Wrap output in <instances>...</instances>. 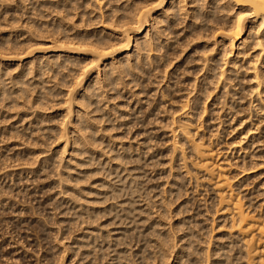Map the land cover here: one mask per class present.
Segmentation results:
<instances>
[{"label":"bare ground","instance_id":"6f19581e","mask_svg":"<svg viewBox=\"0 0 264 264\" xmlns=\"http://www.w3.org/2000/svg\"><path fill=\"white\" fill-rule=\"evenodd\" d=\"M44 1L39 6L50 9V16H53L52 20H46L48 15H45V11L48 10H45V8V16L43 13L40 14L46 17L44 19L48 23L40 25L39 28L36 27L41 21H45L40 17L43 20L39 21V24L38 22L36 24L35 21L32 22L35 26L28 24L30 27H27L28 25H26L27 32L24 31V34H27H25V37L23 33L15 35L18 40L14 42V38L12 45L14 44V48L21 50L18 51L17 56L23 55L22 58L19 57V62L24 63L26 50L28 51L29 61L24 65L21 73H18L20 75L14 79V86L11 87L3 81V75L6 74L9 66L6 64L8 69L5 68V70L0 68V98L10 100L11 104L21 105L23 103L22 106L24 107L27 103H30V101H26L27 93L32 90V85H35L34 88H37L39 93L37 97L35 96L37 100L33 98L36 101L35 104L41 110H49L55 107L51 97H58V95L63 94V97L60 96L62 98H60V102L66 105L65 111L67 113L65 115L64 112V119L57 124V131L54 129L49 130L52 133L50 132L48 136L54 138V141L51 139L53 141L51 142L52 145L55 144L52 150L54 155L44 161L48 162L50 160L57 163V160L62 162L65 159V162H63L66 166L63 168L66 170L63 169L61 177L58 174L60 185L62 184L63 188L65 187V191H60L59 194L63 192L71 202L73 201L77 204V207H80L76 211V216L77 219L80 218L82 222L84 221L87 224V228H85L87 231L85 232L84 229L85 237L82 236V238L85 239L83 238V241L81 239L82 242H79V244L84 243L82 246L87 250V254L96 253L95 240L96 237H101L97 222L104 213L102 208L99 207V202L104 201V199L107 200L108 193L111 195L110 192L112 196H117L118 199L119 194L122 191L124 192L123 189H128L126 187H130L129 189L133 193L141 183L138 176L134 175L136 173L132 172L133 170L122 166L128 164L130 157L127 154L130 151L128 150L125 155V153H120L119 150L110 160L103 162V169L108 166V170H105L112 175L115 173L118 182L114 179L113 181L112 178L110 181L109 178L108 180H102L99 185L94 183L88 185L87 181L92 177L95 170L85 169L83 166L90 165L95 160L99 161L98 159L102 157V152L98 156L96 148L98 145L101 147L105 137L103 136L104 131L101 134L98 124L102 123L105 117L109 118L111 111L119 110V107L116 108L117 106L114 105L112 108L109 106L111 111L107 112L108 105L105 106V104L117 100L118 97L125 98L128 95L129 92H121L122 88L119 89L120 91L115 92L121 86V82L123 84L125 82L123 80L127 78L128 81L126 80L127 83L125 84L127 87L125 85L121 87H125L126 90L130 87L137 90L130 92L129 98L125 99L130 103L135 99L133 103L137 102L136 109L139 102L146 96L143 93L150 94V91L146 93L148 90L146 92L143 90L147 89L145 86H148L145 85V79L148 80L147 78L152 71L154 73V70L162 68L163 73L157 71L161 73V76L163 74L162 78H166L167 83L165 88L159 90V94L156 92L159 97L155 98L158 100H155V106L153 104L150 109V106L146 105V109L149 108V114L147 113V115L149 117L153 116L152 119L156 123L157 121L163 123V127L170 128L169 146L173 155L177 157V163L180 162L182 167L187 168V171H184L186 176L191 173L195 175L203 174L201 178H207L210 181L211 190L215 193L214 200L216 198V201H213L216 202L217 208L214 213L212 211L211 224L207 225L209 227H204L208 231H206L208 236H210H207L208 238L204 236L206 233H200V228L198 230L192 227L191 220L186 228V222L182 221V218V220L172 225L174 227L167 228L163 224L162 218L155 217L152 220L149 218L148 220L151 221L150 232L148 231L149 234L146 237V239L149 238V241L145 240L146 242L143 243L149 242L146 246V248L149 247V257L143 255L141 259L143 263L141 264H264V146L261 145L264 142V0H46L45 3ZM22 2L25 3L23 0ZM22 2L21 7L24 4ZM33 5L30 8L31 10L34 7ZM34 8L37 9V6ZM5 12L7 13L8 10ZM33 13L36 14V10ZM23 30L25 29L22 27V32ZM8 34L10 38V33ZM21 36L24 38L21 39ZM11 38L13 37L11 36ZM40 38L47 40L48 43H44L45 41L43 42L42 39L40 41ZM0 39L3 40L1 37ZM22 44L24 47H22ZM18 45H21V47L19 48ZM6 48L3 49L6 50ZM3 49L1 50L3 51ZM8 51L10 50H6L7 53ZM6 52L4 51V53ZM3 55L6 54L0 55V62L6 59V56L3 57ZM11 60L13 59L11 58ZM3 71L5 72L3 73ZM46 71L55 75L51 74L52 78L54 77L53 80L60 72L62 74L67 73L69 77L65 76L71 78L70 81L72 82H69L71 84L68 85V78L65 79V83H62L65 81L64 78L63 81L60 78L61 83L55 80L57 86H52L51 77H48V75L44 78L47 74L44 73ZM34 72V83L26 84L23 81L25 76ZM190 75L193 77H190ZM152 76L151 78H153ZM158 78L149 81V77V86L150 82L155 84ZM163 79H161L162 83H164ZM172 80L174 82L170 84ZM158 83L160 85L161 82ZM59 86L61 89L65 86L62 89L64 91L59 92ZM57 87L59 90L55 94L54 89ZM103 88H107L110 95L107 102L103 100L104 94H106ZM156 90L158 91V89ZM142 96H144L143 99ZM21 99H24L27 103L24 104ZM10 102H8L9 105ZM56 102L58 103V101ZM51 103L52 105H50ZM144 104H147V102H144ZM140 106L138 110L142 108ZM36 107L34 106V109ZM41 112L38 115H33L35 119L34 121H28L29 128L26 130H29L30 126H34L31 129L35 130L37 125L43 124L45 117L48 118V114ZM160 113H163L162 116ZM219 119L223 120V124L229 123L230 125L223 129L225 132L232 129L230 133L237 136L235 140H238L231 143L230 147L235 153L240 154L239 157L242 158L240 164H231L226 159L227 157H220L221 152L218 153L220 142L219 144L216 142V146L213 147L211 141H203L205 135L200 136L204 124ZM22 121H25V119L22 118ZM218 125L219 127L213 128V130H211L213 126L209 127L211 130L208 129L210 137L214 135L216 137L217 134L222 133V128L219 129L221 123L218 122ZM109 128L107 126L103 130H110ZM10 129L12 130V128ZM37 129H39L38 132H41L39 126ZM36 138L38 137L36 136ZM29 141L27 144L31 143ZM258 143L261 146H255ZM50 147H48L49 151ZM259 147L262 149L258 150ZM232 149L230 151V148H227L231 156L234 155ZM28 150L30 151L29 148ZM124 151H127V149H124ZM83 154L86 155L84 158L82 157ZM137 155L139 154L137 153ZM192 177L189 179L192 180ZM107 178L108 175L104 179ZM195 179V183H197L198 178ZM177 181L175 183L177 190L175 191L180 192L179 185L181 184H178ZM80 183L84 184L80 185ZM125 194L127 193L125 192ZM132 195L128 196L132 197ZM112 198L115 199L116 197ZM133 198L134 196L129 197L127 202L126 200L125 202H119L122 203L121 210L119 209L122 213L126 212V215L134 216L137 212L134 205L136 203L135 198ZM81 200H84L85 203L82 204ZM160 204L161 207H158L157 212L165 218L168 216L167 211L170 209L165 212L161 210L162 207L164 208L167 205L165 199H162ZM77 207L75 208L77 209ZM108 208L106 209H112L114 213L118 211L119 207H113L115 210L110 209V206ZM120 211L117 213L120 214ZM138 212V215L143 213L142 211ZM107 214L108 212L105 215ZM115 216L118 215L114 214ZM215 221H217L216 225H214ZM81 225H84V223ZM216 231L218 233L213 236L214 241L212 242V236L209 234ZM107 238H109V235ZM152 242L153 244H151ZM211 243L213 245L212 249L209 248ZM201 244H204L205 247ZM119 253L116 258L120 261V258L123 257ZM132 258L129 259L132 260ZM126 262L125 264H127ZM134 264H136L135 261Z\"/></svg>","mask_w":264,"mask_h":264},{"label":"rangeland","instance_id":"374dc122","mask_svg":"<svg viewBox=\"0 0 264 264\" xmlns=\"http://www.w3.org/2000/svg\"><path fill=\"white\" fill-rule=\"evenodd\" d=\"M20 1L22 2V0H0V5H1V7H0V13H1L0 14V37L3 39V40L0 39V45H1L0 47H1V49H3V48L5 49L7 47L6 50H10L7 53L6 50L3 49V51H2L0 49V52L2 54H6V55H3V57L6 56L5 57L6 59L4 61L0 62V64H1L0 68H1V70H5L7 65L9 66V69L6 68V69H8V70H6V74L4 73L5 71H3V73H4V75H3L4 80L3 81L9 87L14 86V83H13L14 79H16V77L20 75L18 73H21V70H23L24 65L29 61V56L27 55L28 51L26 50V52H25L26 55L24 57L25 59L23 58L24 63L22 64V62H19L20 61L19 57H21L23 55L17 56V53H19L21 50H19L18 48H14V44L12 45L13 41L16 42L18 40L15 37L19 34L21 35L22 33L25 37V34H27V33L24 34V31L27 32V30H26L27 27H30L31 26L30 24H32V26H35V24L32 22L36 21L35 23L37 24V22H38V24H39L40 23L39 21L43 20L44 18L47 17L46 20L48 21V19L52 20V17H53V16H50V11H49L50 9H48L46 7L42 8L39 6L40 4L41 5L43 4L44 0H27V1L23 0V1H25V3L22 2V3H24L23 7H21L22 5H21ZM45 2H46V0L44 1V3ZM31 4L32 5L35 4L33 6L34 7L37 6V9L38 8L39 9L37 10L36 8L33 7L31 10L30 9L32 7ZM5 9L8 10L9 13L8 12L6 13ZM44 9L48 10L49 14H48V11H45L46 12L45 13ZM35 10H36V14L33 13V12H35ZM40 13H43V15L45 13V15H48V16L43 17V15H41ZM37 14H38V16H37ZM40 17L43 19H40ZM19 21H21V22H19ZM45 21H43V22L41 21L42 24L40 23L39 25H36V27L39 28L40 25H44V23H48L47 21L46 22ZM26 25H28V26L26 27ZM22 27H23V29H25V30H23V32H22ZM4 32L10 33V38H11V36L13 38L10 39L9 34L8 33L5 34ZM5 35H7L6 36L7 38L5 37ZM24 37L21 36L20 38L22 39ZM41 39L42 38H40L39 40L40 41L43 40V42L45 41L44 43H48V42H46L47 40H45V39L41 40ZM10 40L11 41L13 40V41L9 42ZM2 43H4V44H2ZM18 46H19V48L21 47V45H18ZM18 46H16V47H18ZM12 47L14 50L12 49ZM22 47H24L23 44H22ZM11 49H12V51H11ZM4 51L6 53H4ZM1 53H0V55L2 56ZM11 58L13 60H11ZM6 60H10V61H6ZM17 69H19V70H17ZM157 70H159L160 72L163 71L162 68L157 69ZM157 70H154V73L152 71L153 76H152V73H150L151 74V75H149L150 80H149V77L147 78V76L144 75V77H146L149 81H151V79L154 81V78L156 79V77L157 78L159 77V78L157 79V82L155 80V82H156L155 84H154V82H152V83L150 82V86L148 84L149 81L146 80L145 78H143V79H145V85L147 84L149 86V87L145 86V88L147 87V89H143V90H145V92L148 90L146 93H148L150 91L149 92L150 94L147 95V94L143 93V95L144 96L146 95V96H145V98H144V96H142V99L143 98L144 99L142 100L143 102L141 101L138 104L139 106L140 105L142 106V108L139 110H138V108H139L138 105L136 106V109H135V105L137 103V102L135 104L133 103L135 99H133V100L129 99V100H132L131 103L125 100V99L129 98L130 92L137 91V90H135V88L131 89L130 86H128V87H130V89L127 88V90H126L125 87H127V85H125V84L127 83L126 82L127 78H125V80H123V81H125L123 84H122V82L120 84L121 86L125 85V87L119 86V88L117 87L118 88L117 91H115V92H118V91H120L119 89L122 88L123 90L121 92H123V91H124V93L129 92L128 95L125 96V98L118 97L117 100H113L112 102L110 101L107 104H105V102L108 101V96H110V95H109V92L107 91L108 89L103 88V90H105L104 92L106 93V94H104L106 98L103 95L104 99L103 98L102 99L105 101L104 102L105 106L108 105L107 109H106L107 112L111 111L110 108H112L114 105L117 106L116 108L119 107V110L117 109V110H115V112L111 111L110 117L109 118L105 117L104 121L102 123L98 124V128L101 131V134L104 131L103 136L105 137V138H103V142L101 144V147H99V145H98V147L96 148L97 152H98V156H99V154L101 155L100 152H102V155H101L102 157H101V159H98L99 161L95 160L92 164H90V165L88 164L89 166L88 165L83 166L85 169L95 170L92 174V177H91L93 179L90 178L91 180L89 179L87 181L88 185H89V183L90 184L94 183L95 185H99V183L100 184L102 183V180H108L109 178H110L109 179L110 181L112 178V180L114 179L116 182H118L117 181L118 178H116L115 173H113V175H114V177H113V175L108 171L111 174V176H112L111 177L109 175V173L106 171V170H108V166L105 167L106 170L103 169L104 168L103 162L105 160L108 161V159L110 160L114 156V154L119 152V150H120V153H122V154L125 153V155H126V153H128V150L130 151L127 154L130 157V159L128 160V164H126V165L124 164L125 166L124 165H122V166H123V168L133 170L132 172L136 173L134 175L138 176V180L141 183L138 186L139 189L136 188V191H134L136 194H133L134 192L131 193L132 190L129 189L130 187H126L129 190L123 189L124 192L123 191L121 192V194L123 193L122 195L119 194L120 196L118 199H117V196H112V193L110 192L111 195H109V193H108L109 197L107 196V200L104 199V201L103 200L100 201L101 203L99 202V205H100L99 207L102 208V211L104 213V215H101L99 217L98 222H97V225H98L97 227L99 229L98 232H99V235L101 234V237H96V240H95L97 250L98 249L99 250L98 251L96 250V253L94 252L91 255H88L87 250L85 249L84 246H82V245H84V243L79 244V242L83 241V238L85 237L84 236L85 232L87 231V229H85V228H87V224H85L84 221L82 222L80 220V218L77 219V216H76V211H78L80 207H77V204L73 203V201L71 202V200L68 198V196L66 194H65L66 195L65 196L63 194V192H61V194H59L60 191H65V187L63 188L62 184L60 185V182H59V178L61 177V173L64 170H66L63 168L66 166L64 163L65 159H63L64 162L63 161L60 162L59 160H57V163L51 162L50 160L48 162L44 161L45 159H49L54 155L52 150L54 149L55 144L53 146L52 145L53 143H51L54 141V138H50L52 136H48V135H50V132H51L49 130L54 129L55 131H57L58 130L57 124L60 123L64 119V116H63L64 112H65V115L67 113L65 111L66 105L60 102V100L62 99L61 97H63V94L58 95V97H56V96L51 97V99L55 103V107H54V109H49V110H46V109L41 110V108H39L38 105L35 104L36 101H34V100H37V98H35V96L37 97V95H39L38 89L34 88L35 85H32L33 86V87L31 86L32 88L30 87L32 89L30 91L33 93H31L30 91L27 93L28 96H27L26 101H28V102L30 101V103H27L26 101H24V99L23 100L21 99V102L24 101V104L27 103L24 107L22 106L23 103L21 105H19V104L17 105L16 103L11 104L10 100H8V99L2 100V98H0V264H59V262H60V264H62V263L63 264H113V263L114 264H125L126 261H127L126 263L128 264L129 260H130V262L134 260L136 264H141V263H143V262H141L143 255H144V257H147V258L149 257L148 256L149 255V247L146 248L147 243H149V242H147L146 244H143L146 242L145 240L149 241L148 240L149 238L146 239V237H148V234L150 232L149 226H150L151 221L148 219L151 218V220H152L155 217L162 218V222L165 225V227H167V228L174 227L172 225H174L175 222L177 223V222H179V220H182V219H183L182 221L186 222V226H185V228H186V227H188L189 222L191 220L192 221L191 225L193 228L198 229V230L201 229L200 233H202V234L206 233L204 236H206V237L208 236V234H207L208 231L205 228L209 227V226H207V225H209V223L211 224V221H212L211 219L213 217V213H214L215 209L217 208L216 204H215L216 202H214V201H216V198L214 200L215 193L213 190H211L212 188L210 187V184H211L210 181L207 178L202 179L201 176L203 174H201V175L196 174L197 175L196 176L195 174L191 173V174L186 176L184 171H187L186 170L187 168L185 169L184 167H182V165H180L181 164L180 162L177 163V157L175 155H173L172 149L169 146L170 145V138H169L170 128L163 127V125H164L163 123H159V121H157V123H156L154 121V119H152V118H154L153 116L149 117V115H147V113L149 114V110H148L149 108L148 107L150 106V109H151V106L153 107L155 100L159 97V95H158L159 90L163 89V87L165 88L166 83H167V79L165 78L166 79V81H165V79L162 78L163 74L161 76V73ZM7 71H8V74L10 73L9 75L7 74ZM47 71L44 72V73H47L45 75V77L43 75L42 76L44 78H46L49 75L48 77H51V79H52L51 84H52V86H55V87L57 86L56 85L57 81L58 82L60 81V83H61V80L63 78H64V80L65 79L67 80V78L69 77L67 75V73L62 74L60 72L59 73L60 75L58 74V76H56L55 79L53 80L54 77L52 78V75L53 76H55V75L50 72L52 74L51 75ZM155 71H157V72L155 73ZM158 72H159V74H157ZM34 74H35V72L33 74H31V75H33L32 76L33 78L29 74L26 75L23 81H25L26 84L34 83V81H35V79H34L35 75ZM65 75L68 77H66ZM151 76L153 78H151ZM13 77H15V78H13ZM160 77H161V79L164 80L163 82L165 84L162 83ZM190 77H193V76L190 75ZM60 78H61V80H60ZM68 79H69V81H67L68 82L67 84L69 85V84H71L69 82H72V81H70L71 78H68ZM55 80H57V81L54 82ZM66 80L62 83H65ZM11 81L13 84L11 83ZM158 82H161L160 85ZM172 82H174V81L172 80L170 84H172ZM152 84H154V85H152ZM49 85H50V83H49ZM59 88H60V90H59ZM59 88L57 87V88H55L56 90L54 89L55 94L58 93L57 90H59V92L64 91L62 89H64L65 86L62 89L60 86H59ZM156 89H158V91ZM55 91H57V92H55ZM104 92L102 91V93H104ZM33 98H35V99L33 100ZM105 99H107V100H105ZM148 100H149V102H148ZM56 101H58V103H60V104H58ZM156 101H158V100H156ZM8 102H10V105ZM144 102H147V104H144ZM56 103H57V105H56ZM155 104H156V102H155ZM155 104H154V106H155ZM32 105H34L35 107L37 106V107L34 109V106H32ZM50 105H52V103ZM63 105H65V106H63ZM118 105H120V106H118ZM146 105L148 106L147 109H146ZM9 106L11 107V109ZM109 106H110V108H109ZM116 111H117V113H116ZM139 111H141V112H139ZM39 112L44 113L46 115L48 114L47 115L48 118L45 117V121L43 122V124L41 123V124L37 125L35 127V130L31 129V128H34V126L33 127L30 126L31 128L29 130H26L29 128L28 127L29 125L27 124V123H29L28 121H31V120L34 121L35 116H33V115H35V114L38 115ZM162 114H161V116H162ZM145 117H147V118H145ZM22 118L25 119V121H22ZM163 118H165V117H163ZM222 119H219L218 121L217 120L216 121L213 120L211 122L208 121L206 124H204V126L201 129L200 136L202 137L205 135V137L203 138L204 139L203 141L204 142H210L211 141L213 147H215L216 144L217 143L219 144V142H220V144L218 146L219 148L217 147L220 150V151L218 150V153L221 152L220 157L221 158L227 157L226 159H228L229 163H231V164H234V165L240 164L242 161V158L239 157L240 154L235 153V151H233V149L230 147L231 143L238 140V139L235 140V138L237 136L230 133V131L232 129H230V130L226 129L227 130L226 132L228 134L223 130L224 128H227L230 125H229V123L223 124V120H225V119H223V120ZM19 120H20V122H19ZM160 120H161V118H160ZM218 122H219V124L221 123V125H222V126L220 125L219 129L221 130V128H222L224 133L222 131V133L217 134L216 137H215V135L210 137L209 132L211 130H213V128L216 129L219 127ZM211 123H212V125H211ZM100 125H101V127H100ZM227 125H229V126H227ZM38 126L40 127L41 132H38L39 131V129H37ZM107 126L110 127L109 128L110 130H107V131L103 130V128L105 129ZM210 126H213L211 128V130L209 128ZM10 128H12V130ZM13 129H15V130L19 129V130L15 131ZM208 129L210 131H208ZM31 130H33L34 132H32ZM13 131H14V133H13ZM18 131H19V133H18ZM22 131H23V133H22ZM4 132H5V134H4ZM8 132L11 133L12 135L9 134ZM45 132H46V134L47 133H49V134L46 135ZM15 134H17V135H15ZM32 134H34V135H32ZM221 134H222V136H221ZM36 136L39 139L36 138ZM28 138L29 139L32 138V139H30V141H29ZM48 138L50 141L48 140ZM51 139H53V141H51ZM28 141H29V143L30 142L31 143L27 144ZM261 145L264 146V142H262ZM261 145H259V143H258V145H255V146H261ZM144 146H146V147H144ZM48 147H50V151H49ZM228 147L230 148V151L232 149L234 155L231 156L230 151L227 150ZM28 148L30 149L31 152L28 150ZM132 148H134V149H132ZM259 148H258V150L262 149L261 147H259ZM124 149L125 150L127 149V151H124ZM40 150H42V151H40ZM103 150H105L106 152L105 151L103 152ZM107 151H108V153H107ZM250 151H252V150H250ZM39 153H40V155H39ZM137 153L139 155H137ZM226 154H228V155H226ZM85 156L86 155L83 154L82 157L84 158ZM111 164H113V163H111ZM83 167H82V169H84ZM43 168H46V169H43ZM58 174H60V177ZM107 175H108V178L104 179L107 177ZM190 175H192L193 177ZM179 176H180V179H179ZM9 177H11V178H9ZM191 177H192V180L189 179ZM195 178H198V182H197L198 185H197V183H195L196 182ZM199 178H201V179H199ZM187 180H188V182H187ZM176 181L178 184H181V185H179L181 188L180 192L175 191V190H177L176 189L177 186L175 185ZM190 181H191V183H190ZM87 182H85V184H87ZM96 183H98V184H96ZM82 184H84V183H80V185H82ZM169 190L172 192L170 193ZM125 192L127 194H125ZM176 194H177V196H175ZM128 195H132V197L134 196V198H135V199L133 198L134 201L136 202L134 205L137 208V212H136L137 214L136 213L134 214L135 217L133 215H131V216L128 214L126 215L125 214L126 212H123L124 213L123 214L120 211L122 203H119V202H125V200L127 202V200H129V197L132 198L131 196H128ZM169 195H171V196H169ZM110 196L116 197V198L114 199ZM172 196H174V197H172ZM168 197L170 200L168 199ZM171 197H172V199H171ZM108 198H109V201H108ZM161 198L165 199L167 202L166 207H164V208L162 207L161 210H163V212H165V211L170 209L169 211H167L168 216H166L165 218H164V216H160L159 212H157L159 210L158 207H161V204H160L162 202ZM81 201H82L81 202L82 204L85 203L84 200H81ZM169 201H171V203H169ZM172 202H173V204H172ZM212 202H214V203H212ZM118 203H119V205H117ZM109 206H110V209L113 207H115V208L119 207L117 210L120 211L121 213L120 214L117 213L118 211L117 212L115 211L113 213L112 209L108 210ZM185 206H187V207H185ZM75 207H77V209ZM103 207H105V208H103ZM73 208H75V209H73ZM106 208H108V209H106ZM115 208H113V210H115ZM105 210H107V211H105ZM104 211L106 213L108 212V214L105 215L106 213ZM138 211H142L143 213L138 215V213H139ZM212 211H213V213H212ZM114 214L115 215L117 214L118 216L114 217ZM122 216H123V218H122ZM132 216H133V218H132ZM128 217H129V219H128ZM214 217L216 218L217 216H214ZM132 219H134V220H132ZM166 222L168 223L167 225H166ZM216 222L217 221L214 222V225L217 224ZM80 223L81 224L84 223V225H81ZM168 225L169 226L171 225V226L169 227ZM194 225H195V227H194ZM214 225H213V227H214ZM84 229H85V232H84ZM217 233L218 232L216 231L215 233L213 232L212 234H209L212 236L211 239H213V236L216 235ZM108 235H109V238H107ZM143 235H145V236H143ZM82 236H84V237L82 238ZM116 237H117V240H116ZM208 237H210V236H208ZM81 239H82V241H81ZM118 239H120V241H118ZM211 241L213 242L214 239ZM139 244H141L142 246ZM151 244H153V242ZM78 245H80L79 247H81V248H79ZM201 246L205 247L204 244H201ZM212 247H213V245L211 243L209 248L212 249ZM125 249H126V251H125ZM211 249H209V250H211ZM143 251L145 252V254ZM129 252L131 253V255H129L130 254ZM62 253H63V255H62ZM118 253L120 254L121 257H123V258H120V261H119V259L116 258ZM88 256H89V258H88ZM127 256H129V257H127ZM129 258H132V260ZM123 259H124V261H123ZM134 261L131 263L129 262V264H132V263L134 264ZM89 262H91V263H89ZM144 264H146V263H144Z\"/></svg>","mask_w":264,"mask_h":264}]
</instances>
